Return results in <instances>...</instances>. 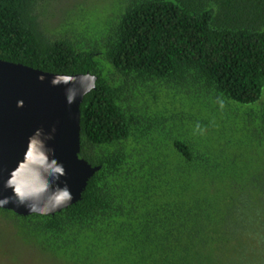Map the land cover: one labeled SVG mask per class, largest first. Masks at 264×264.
Listing matches in <instances>:
<instances>
[{
  "label": "trees",
  "instance_id": "16d2710c",
  "mask_svg": "<svg viewBox=\"0 0 264 264\" xmlns=\"http://www.w3.org/2000/svg\"><path fill=\"white\" fill-rule=\"evenodd\" d=\"M0 59L97 77L100 166L55 214L0 207V264H264V0H0Z\"/></svg>",
  "mask_w": 264,
  "mask_h": 264
},
{
  "label": "water",
  "instance_id": "95a60500",
  "mask_svg": "<svg viewBox=\"0 0 264 264\" xmlns=\"http://www.w3.org/2000/svg\"><path fill=\"white\" fill-rule=\"evenodd\" d=\"M96 80L0 59V207L55 214L81 198L100 168L80 157V107Z\"/></svg>",
  "mask_w": 264,
  "mask_h": 264
},
{
  "label": "rangeland",
  "instance_id": "374dc122",
  "mask_svg": "<svg viewBox=\"0 0 264 264\" xmlns=\"http://www.w3.org/2000/svg\"><path fill=\"white\" fill-rule=\"evenodd\" d=\"M7 215H9L11 217V219H7L5 220V224L6 226H4L3 224L0 223V262H5L8 261V262H12L10 261L7 257L3 256V252L6 253L7 255L12 254L14 253L15 251H13L11 249V246L13 247L12 243H11V237H10V234L12 232V229L10 228L12 225H15L14 224V220L15 221H20L21 222V218H18L16 217L15 215H13V213H8ZM27 240H30L29 238ZM3 250V252H2ZM53 255L56 254V252H51ZM222 253H225L226 256L230 257V256H233L234 252L232 250H228L227 248L222 252ZM78 257L79 256H73L72 257V260L74 258V261H72V264L73 263H77L78 262ZM50 257H46V259H43L41 256H36V257H28L26 258V261L24 264H50L49 262V259ZM89 259V258H87ZM48 260V261H47ZM71 261V257L67 259L66 262H70ZM106 262H110L109 259L106 260ZM220 264H231L230 262H228L226 259H225V255H222L221 259H220Z\"/></svg>",
  "mask_w": 264,
  "mask_h": 264
},
{
  "label": "clouds",
  "instance_id": "9594fccd",
  "mask_svg": "<svg viewBox=\"0 0 264 264\" xmlns=\"http://www.w3.org/2000/svg\"><path fill=\"white\" fill-rule=\"evenodd\" d=\"M49 72V71H48ZM55 73V72H54ZM66 74V73H65ZM65 195H67V193L65 194Z\"/></svg>",
  "mask_w": 264,
  "mask_h": 264
},
{
  "label": "bare ground",
  "instance_id": "6f19581e",
  "mask_svg": "<svg viewBox=\"0 0 264 264\" xmlns=\"http://www.w3.org/2000/svg\"><path fill=\"white\" fill-rule=\"evenodd\" d=\"M124 147V146H123ZM101 160V159H100ZM145 170V169H144ZM10 211V210H9Z\"/></svg>",
  "mask_w": 264,
  "mask_h": 264
}]
</instances>
